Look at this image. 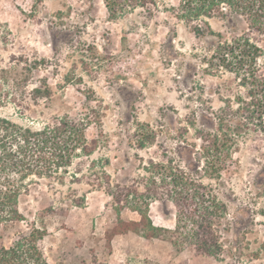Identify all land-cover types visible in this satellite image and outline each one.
<instances>
[{
  "label": "rangeland",
  "instance_id": "374dc122",
  "mask_svg": "<svg viewBox=\"0 0 264 264\" xmlns=\"http://www.w3.org/2000/svg\"><path fill=\"white\" fill-rule=\"evenodd\" d=\"M157 2V10L109 14L104 0H0V115L34 127L65 115L88 117L94 149L71 168L84 173L72 186L86 193V205L54 203L61 193L33 185L19 199L26 220L0 231L5 244L37 223L47 228L41 248L52 264L88 261L92 250L111 264L145 257L159 264H264V132L240 105V79L215 55V34L238 30L221 16L177 17L180 0ZM168 158L187 171L188 164L204 167L194 176L227 205L230 229L222 231L220 257L192 247L175 253L169 241L132 231L108 245L114 200L87 180L133 184L147 175L149 160ZM150 215L155 225L174 227L173 205L153 201ZM121 216L140 218L129 209Z\"/></svg>",
  "mask_w": 264,
  "mask_h": 264
},
{
  "label": "trees",
  "instance_id": "16d2710c",
  "mask_svg": "<svg viewBox=\"0 0 264 264\" xmlns=\"http://www.w3.org/2000/svg\"><path fill=\"white\" fill-rule=\"evenodd\" d=\"M104 2L109 14H127L139 7L152 11L159 7L157 0ZM173 10L177 17L189 22L221 16L233 23L238 32L230 36L221 32L215 34L209 24L206 28L218 37L216 59L232 71L246 89V99L240 101L242 109L254 121H260L264 132V0H180ZM241 23L246 24L244 29L239 27ZM195 29L199 34L198 28ZM34 91L41 90L35 88ZM88 119L65 115L34 127L0 115V231L26 220L19 209V199L33 185L45 184L55 195L61 193V198L54 199V203L69 200L74 206L86 205V193L79 195L72 186L85 178L84 173L72 174L71 168L77 158H88L94 152L86 135ZM214 136L215 145L217 135ZM143 169L147 175L133 184L108 181L103 185L99 178L87 180L91 187L105 188L114 200L117 222L108 233V245L111 246L114 235L132 231L144 238L169 241L175 253L192 247L198 254L220 257L224 247L222 231L230 229L224 223L227 205L201 181V176H194L205 170L204 167L188 164L187 171L175 164L173 158H168L167 162L151 159ZM64 186L70 191L66 195L62 192ZM153 201L162 202L166 208L169 204L175 207L173 228L155 225L150 215ZM54 208L52 205L50 209ZM125 209L136 212L140 218L123 219L121 214ZM47 234L44 224L31 223L27 231L15 234L10 244H5L0 237V264H52L41 248ZM79 264L111 263L101 261L92 250L91 259ZM118 264L159 263L145 257L128 258Z\"/></svg>",
  "mask_w": 264,
  "mask_h": 264
}]
</instances>
